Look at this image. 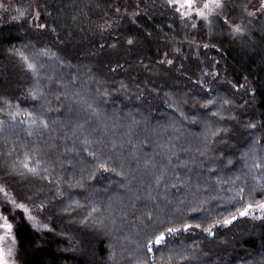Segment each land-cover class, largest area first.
I'll list each match as a JSON object with an SVG mask.
<instances>
[{
	"label": "trees",
	"instance_id": "obj_1",
	"mask_svg": "<svg viewBox=\"0 0 264 264\" xmlns=\"http://www.w3.org/2000/svg\"><path fill=\"white\" fill-rule=\"evenodd\" d=\"M20 1L24 16L0 9V185L48 227L16 210L19 264H136L160 221L207 227L241 206L237 185L260 191L243 154L264 157V13L244 16L241 0L207 21L182 20L165 0ZM26 152L48 171L18 175ZM220 227L169 236L146 258L261 264L264 224Z\"/></svg>",
	"mask_w": 264,
	"mask_h": 264
},
{
	"label": "snow or ice",
	"instance_id": "obj_2",
	"mask_svg": "<svg viewBox=\"0 0 264 264\" xmlns=\"http://www.w3.org/2000/svg\"><path fill=\"white\" fill-rule=\"evenodd\" d=\"M165 3L172 8L174 14H178V16L183 20L185 18L191 19L194 15L199 17L203 21L209 20L210 17L218 16L224 9L225 4L224 0H165ZM0 7H4L2 3H0ZM259 11L264 13V0H259ZM119 11V9H117ZM249 16L256 15L255 12H249ZM20 16H24V13L21 12ZM19 17H13V19H18ZM41 18L40 13L37 12L36 19L39 20ZM228 22V18L225 17V23ZM37 28L40 29H47L48 25L43 23H38L35 25ZM196 25L193 24L192 27ZM233 32L234 33H242L244 31L241 25H233ZM52 31L54 32L55 29L53 28ZM129 44L133 43L132 40L128 41ZM207 47V45H205ZM14 51L21 57L22 62L26 65V67L33 71L34 73L37 72V67L32 60L24 55L23 52L18 50ZM167 63L171 64L172 61L168 60ZM106 94V93H105ZM31 95L34 99L40 98L36 90H34ZM9 103V102H5ZM227 103V101H225ZM3 111V109H0ZM8 117L11 120H16L17 117L20 115L19 111L16 112H8ZM26 116L29 117L30 124H37L39 123L43 127L47 128L48 124L45 120L37 118L34 116L33 113L27 112ZM248 127L255 129L256 125L249 123ZM4 130V121H0V132ZM31 134V133H29ZM213 136L217 135V132L212 133ZM87 143V141H85ZM255 144H260V140H256ZM252 153H244V168L248 169L249 172L256 173L259 172V175H254V179L258 182L264 179V157L256 155V149L253 146L250 149ZM203 154V153H201ZM38 155V154H37ZM90 155H94V153H90ZM251 161L250 163L248 161ZM44 161L40 158H36L35 155L31 154L30 152H26L24 154V158L19 161L17 167V173L21 177H25L28 174L34 176H40L41 172H47L48 169L42 167ZM233 161L229 160L228 164H232ZM99 168H102L104 171H113L114 169H109L107 164L101 163ZM43 178V177H42ZM237 180L240 179L239 176L236 177ZM159 183V178L157 180ZM258 187L260 189L257 192L256 188H253L251 191L246 192V188L240 185L236 186L235 195L231 197V200L235 201L237 204L241 205L240 207L234 206V211L229 213V215L223 219H217L211 222L207 227H202L200 223L191 224L187 222H182L179 227L173 224L171 221H168L167 224L165 221H160L162 225L161 228L157 229L153 232L152 238L148 239L147 244L145 245L146 253L145 258H138L136 264H156L155 257L153 256L151 262L147 257L148 253H153V249L156 246H166L168 243V237L172 235H176L181 231H189L193 228L202 229L204 233H207L209 236H215L216 232L215 229L217 225L219 226H230L233 225L234 222L238 221L241 218H250L253 221H261L264 224V183H258ZM59 191V189H58ZM0 193H3V200H4V211H0V264H17L15 257L17 256L16 251V244H17V234L14 232V228L18 229V224L14 225L12 220L16 218V210L22 209V215L27 217V220L32 222L33 228H38L41 225L37 222L36 216L31 214V209L26 203L18 202L15 196H10L8 191L6 190V185H0ZM261 196V198L257 199L256 196ZM31 199V197H29ZM10 204L11 208L9 209L7 205ZM40 210L45 208L43 203L36 206ZM202 210V205H198L195 207H191L189 209L190 212H199ZM97 209L93 208L92 212H96ZM4 212H8V215H5ZM91 215V213H89ZM151 219V217H149ZM87 220V217H85ZM102 223V221H100ZM171 226H168V225ZM42 227L47 228V224H43ZM180 259L184 261H192L197 260L198 257L195 255L187 256V255H180ZM161 260H165L163 256H161ZM173 256L169 255L166 258V264H172ZM261 264H264V259H262Z\"/></svg>",
	"mask_w": 264,
	"mask_h": 264
},
{
	"label": "rangeland",
	"instance_id": "obj_3",
	"mask_svg": "<svg viewBox=\"0 0 264 264\" xmlns=\"http://www.w3.org/2000/svg\"><path fill=\"white\" fill-rule=\"evenodd\" d=\"M22 1L20 0H0V3H2L4 5V7H0L1 10H8L11 13H17V11L20 12H26L23 6H20L19 3H21ZM242 5H243V10H244V16L246 17H256L259 18L260 15L262 14L261 11H259V0H241ZM249 12H255L256 15L254 16H249L248 13ZM243 14V12H242ZM196 19H200L199 17H195ZM11 196V195H10ZM4 203L3 200V193H0V211L1 210V206ZM31 209V214L36 216L37 218V222L39 223V225H41L40 227H42V225L44 224V220L42 218H40V214L39 212L37 213V209L29 207ZM262 226V222L261 221H253L250 218H241L238 221L234 222L233 225L230 226H222L220 228H260ZM39 228V227H38ZM36 228V229H38ZM18 249V244H16V251ZM17 264H19V262L17 261V256L15 257Z\"/></svg>",
	"mask_w": 264,
	"mask_h": 264
}]
</instances>
